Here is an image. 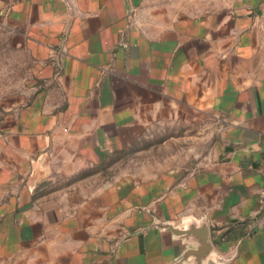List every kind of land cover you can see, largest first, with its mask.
Returning a JSON list of instances; mask_svg holds the SVG:
<instances>
[{"label": "crops", "instance_id": "1", "mask_svg": "<svg viewBox=\"0 0 264 264\" xmlns=\"http://www.w3.org/2000/svg\"><path fill=\"white\" fill-rule=\"evenodd\" d=\"M0 55L27 71L0 99V264H195L157 226L193 221L201 264H264V0H0ZM213 127L196 166L88 171Z\"/></svg>", "mask_w": 264, "mask_h": 264}, {"label": "rangeland", "instance_id": "2", "mask_svg": "<svg viewBox=\"0 0 264 264\" xmlns=\"http://www.w3.org/2000/svg\"><path fill=\"white\" fill-rule=\"evenodd\" d=\"M26 81L27 71L22 68L15 70L12 66L11 57L0 55V99L7 101L16 95L23 96L26 92ZM215 133L213 127L211 136H196L193 141L186 137L179 144L178 147L182 149H178V151H175V140L164 146L157 143L158 146H150L146 151H140V146L137 144L130 150L114 153L99 167L90 168L88 171L95 175H105L108 179L125 174L130 175L132 179L139 180L141 175L145 174L147 166V170L154 173L157 162L164 163L165 167H175L176 158V161L183 163L193 160L196 166L199 159L214 146L217 140ZM155 139L153 138V142Z\"/></svg>", "mask_w": 264, "mask_h": 264}, {"label": "water", "instance_id": "3", "mask_svg": "<svg viewBox=\"0 0 264 264\" xmlns=\"http://www.w3.org/2000/svg\"><path fill=\"white\" fill-rule=\"evenodd\" d=\"M157 226L171 231L176 237L195 241L196 247L188 250L184 256L185 259L189 257L194 258L195 264H201L212 252L208 227L204 221H193L185 229L174 227L171 224H158Z\"/></svg>", "mask_w": 264, "mask_h": 264}]
</instances>
